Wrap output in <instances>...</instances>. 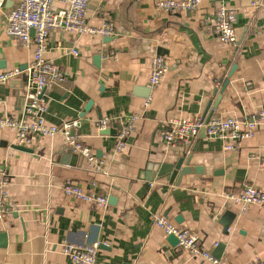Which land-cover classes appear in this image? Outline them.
I'll list each match as a JSON object with an SVG mask.
<instances>
[{
	"label": "crops",
	"instance_id": "obj_1",
	"mask_svg": "<svg viewBox=\"0 0 264 264\" xmlns=\"http://www.w3.org/2000/svg\"><path fill=\"white\" fill-rule=\"evenodd\" d=\"M1 1L0 69L28 66L34 40L24 44L7 31V13L19 0ZM155 1L89 0L90 23L100 25L106 18L116 26L108 40L107 35L51 30L45 56L65 79L45 90L43 115L59 126L77 120L71 131L104 163L94 169L61 131L36 135L23 144L27 150L14 146L20 144L15 130L0 128V196L5 189L19 206L18 215L12 211L0 220V232L6 234L0 239V264H78L63 252L65 242L99 243L94 264H213L172 243L153 221L157 213L195 230L203 248L213 253L217 242H225L221 257L227 264H264V203L244 205L226 196L246 182L264 190V124L234 149L201 132L189 145L182 139L167 143L163 136L171 116L202 117L220 93L212 119L243 116L264 104L262 0H201L191 10L174 12L158 9ZM221 4L237 10L236 44L220 37ZM64 5L54 2V7ZM160 50L170 68L150 91L151 60ZM25 84V73L0 83V117L22 115ZM117 115L137 116L122 150L116 149L122 129ZM106 116L114 119L99 128L98 120ZM183 150L193 152L190 163L203 171L184 174L179 183L158 176L161 166ZM68 153L73 161H66ZM70 181L107 195L109 204L65 193ZM226 210L237 213L228 233L220 222Z\"/></svg>",
	"mask_w": 264,
	"mask_h": 264
},
{
	"label": "built area",
	"instance_id": "obj_2",
	"mask_svg": "<svg viewBox=\"0 0 264 264\" xmlns=\"http://www.w3.org/2000/svg\"><path fill=\"white\" fill-rule=\"evenodd\" d=\"M64 6L54 7L55 0H19L7 13V31L18 38L24 44H31L34 40V54L31 63L24 69L16 66L10 69H0V83L8 82L11 78L22 73L26 74V94L21 116L0 117V128H11L16 131L20 144H29L36 135L52 136L61 131L66 136L68 143L75 153L87 157L94 169L101 170L104 160L98 157L94 150L84 143L71 131V127L77 122L66 121L61 126L46 122L43 112L46 105L43 103V95L48 87L65 79L64 72L59 65L48 59L45 53L49 49L50 33L52 29L66 32L112 35L116 32L115 24L104 19L100 25L90 23L87 20L89 0H61ZM201 0H156L158 9L174 12L178 10H191ZM2 1L0 0V6ZM264 9V0L258 4ZM237 10L233 6L221 4L217 12L218 31L223 41L236 44L238 33L235 27ZM34 30V32H33ZM73 52H78L72 48ZM170 68V62L165 55L158 53L151 60V72L149 85L156 87L162 75ZM147 98L145 104H149ZM136 115L120 118L122 129L118 133L117 150H122L126 145L125 136L134 129ZM111 116L98 120L99 128H105L114 119ZM168 126L163 130V136L167 143L184 140L188 145L193 138L203 130L212 137H218L225 141V147L234 149L238 142L246 137L253 136L258 127L264 124V104L258 106L251 113L243 116L226 115L220 118L206 121L201 116H171L167 120ZM0 182H4L0 179ZM64 192L78 198L93 200L102 206L109 204L107 195L98 194L85 189L79 182L70 181L64 185ZM226 196L240 202L264 203V190L254 183L246 182L239 192H227ZM18 202L13 200L8 192L3 189L0 196V220L7 214L17 209ZM153 221L162 227L167 234L177 236L179 244L189 250L193 256L201 255L209 259L213 264H227L222 257H217L211 250L202 246L199 234L163 213L153 215ZM218 244V242L216 243ZM99 243L74 244L65 242L63 252L78 264H94L97 260Z\"/></svg>",
	"mask_w": 264,
	"mask_h": 264
},
{
	"label": "water",
	"instance_id": "obj_3",
	"mask_svg": "<svg viewBox=\"0 0 264 264\" xmlns=\"http://www.w3.org/2000/svg\"><path fill=\"white\" fill-rule=\"evenodd\" d=\"M254 1V0H252ZM34 32V30H33ZM112 36L111 35H107L105 36V40H108V39H111ZM160 53H164L163 50H160L159 51ZM97 64L99 65V62H97ZM3 65L1 64L0 62V67H2ZM27 65L25 64L24 66H21V68H26ZM235 68V65H233V69ZM232 69V70H233ZM232 70L229 74V76H231L232 74ZM230 78L228 77L223 86L220 88L221 89V92L225 89L227 83L229 82ZM22 82V81H21ZM150 87V86H149ZM150 91H151V87H150ZM149 91V92H150ZM218 91V88H216L215 92ZM146 96H149L148 94ZM221 96V93L218 95V98L213 102V100H210L207 107H206V110L204 111V114L202 115V118H205L206 121H209L212 119V114L213 112L215 111V107L217 106L218 104V101H219V98ZM93 100H89L87 102V104L85 105V109L88 110L91 105L93 104ZM212 106V108H210ZM210 108V110H209ZM209 110V112H208ZM109 131V130H108ZM201 133L203 134H206L205 131L203 130ZM15 147L17 148H22V149H27L29 150L30 148L26 145H23V144H14ZM193 150H196V146L193 147ZM70 153L66 154L65 156V159L67 162L69 161H73L75 157H72V154ZM193 157V152H190L188 153L187 150H183L181 152V154L178 155V157L176 158L175 161H172V162H166L165 164H163V166H161V168L159 169L158 172V176H165L170 182H180L183 175L184 174H187V173H191L193 171H196V172H200V171H203V166L200 165V164H191L190 161ZM114 199L113 196H110V201ZM14 214L18 215V211H14ZM236 215L237 213L234 212V211H231V210H226L220 217V222L223 224L224 226V231L225 232H229V227L231 226L232 222L234 221V219L236 218ZM1 238H6V234L3 233V232H0V239ZM169 238L171 239V242L172 243H175V242H179L177 236L173 235V234H170L169 235ZM5 243V241H4ZM225 247V242H218L217 244V248H216V251L214 252V254L217 256V257H221L222 253H223V249Z\"/></svg>",
	"mask_w": 264,
	"mask_h": 264
}]
</instances>
